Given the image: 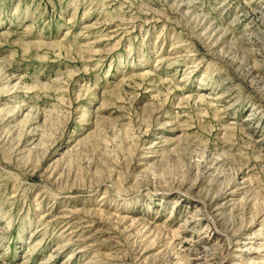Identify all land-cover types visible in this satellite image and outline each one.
I'll use <instances>...</instances> for the list:
<instances>
[{"label":"rangeland","instance_id":"rangeland-1","mask_svg":"<svg viewBox=\"0 0 264 264\" xmlns=\"http://www.w3.org/2000/svg\"><path fill=\"white\" fill-rule=\"evenodd\" d=\"M247 234L264 264V0H0V264Z\"/></svg>","mask_w":264,"mask_h":264},{"label":"bare ground","instance_id":"bare-ground-1","mask_svg":"<svg viewBox=\"0 0 264 264\" xmlns=\"http://www.w3.org/2000/svg\"><path fill=\"white\" fill-rule=\"evenodd\" d=\"M253 119V113H249V116H247L244 121H250ZM258 123V121H257ZM251 128V127H250ZM249 131V129H248ZM199 211V209L197 210ZM225 233V232H224ZM226 234V233H225ZM255 236L245 235V236H237L236 238H230L229 245L227 248H229V253L231 254V259H226L222 264H243V260L247 257L246 255L249 252L257 251L253 248L255 245H253L254 241L252 240ZM208 242H201L200 244H197V255L200 257H204L203 255L206 254V247ZM197 256V258H199ZM248 263L251 264V257L248 258ZM246 262V261H245Z\"/></svg>","mask_w":264,"mask_h":264}]
</instances>
